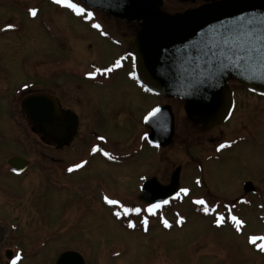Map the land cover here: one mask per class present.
Listing matches in <instances>:
<instances>
[{
	"label": "flooded vegetation",
	"instance_id": "flooded-vegetation-1",
	"mask_svg": "<svg viewBox=\"0 0 264 264\" xmlns=\"http://www.w3.org/2000/svg\"><path fill=\"white\" fill-rule=\"evenodd\" d=\"M161 1V10L168 14L183 13L203 3L201 0H181V5L189 2L196 6L192 8H183V6H181L180 9H177L175 7L168 8L167 0ZM47 2L53 7L60 6L50 0ZM72 2L77 3L73 0ZM62 8H64V6H62ZM93 13H99L100 15L92 16L91 20L81 16L74 17L77 19L78 23L83 26H81V28L90 31L91 35L87 36L86 32L79 33L80 37L75 38L76 42H74V44L70 42L68 46L65 47V52L67 51L69 53H74V47L78 48L76 51H79L83 59L89 61L88 63L71 64L70 62L68 65L65 64L50 68L46 75L40 74V71L34 66L33 73H27V79L29 80L27 88L24 87L26 84L25 80H21L15 85V83H12L10 79L6 77L5 74L8 70H10L11 73L12 68H16L14 64H8L9 62L4 64L0 63V99H3L4 102V104L0 103L3 109V111L0 112V264H12L17 255H19L20 259L16 261V264H88V261L92 259L91 257L96 254V249L94 251L91 250V252L88 246L90 243L93 246L95 245L94 247H97V242L94 243L92 239L91 242L88 243L87 231L86 228H84V224H82L81 219L83 218V214L81 212L86 211L84 206L80 209H76V207L65 208L61 214L57 215V223L49 224L35 222L37 219L40 220L41 217L45 218L48 215H45V207L39 206L41 200L47 201L48 199L45 198L42 191H33L34 187L32 184L35 183L37 186V183H39L37 180L39 175H45L47 177L46 185L49 187L66 190L65 195H70L71 193L69 190L71 189V184L79 181V187L86 188L93 194V198H96L95 203H97L98 207L91 210L100 211L105 208L110 218L114 222L119 223L123 230L129 232L139 231L142 234H147L155 222H158L156 225L161 231L167 232L168 229L162 224L161 217L166 215L169 210H173L171 209L172 207L168 208L171 206L170 204L173 202L180 203L185 197V195L180 192V181L183 172L182 167L178 166L174 168L169 173L167 180L162 182L158 176L148 175L151 169V162H149L148 159L151 160V158L147 156V161L144 163L141 162L142 156L144 159L146 158V155H144V149H146V147L158 152H155L156 155L163 150V148H156L148 143L147 137L151 134V129L145 124L146 116L154 108H159L162 112L164 107L168 106L171 108V105H169L168 99L151 95L141 86L136 76L133 78L132 74L135 75V58L132 47L138 27L133 23L121 22L98 11H93ZM102 19L110 23L112 27L115 26L118 31L120 30V32L115 31L116 37L109 31L110 26L107 22L105 23ZM96 23L101 25V29L92 27V25ZM7 25H14V27L4 30ZM102 32L107 35H102ZM3 34L13 35L8 38L6 37L7 41L5 47L0 50V61L4 58L5 49L8 51L20 49L11 47V43L15 41L14 39H16L17 42L22 41L24 37L23 22L15 18L14 20H7L0 23V36ZM1 39L5 38L2 37ZM99 43L107 44V50L109 48H111L110 50H115V55L112 58H108L105 62H99L103 59V54H108L107 50L95 54L94 46ZM88 55L89 57L87 58ZM6 60L8 61V59ZM117 60L121 61V66L115 68L113 66ZM96 67H113V71L107 75L97 74L94 79L89 78L86 73L94 71ZM21 69L20 75H24V71H21ZM56 74L60 75L59 78L64 79L65 85L63 91H60L62 89L55 85V79L57 78ZM31 76L35 78V82H30L29 78ZM41 77L46 78V80L48 79V83H50L48 88H43L41 90L38 87ZM118 78L129 84L136 94L140 96L133 106L137 113L133 110L132 116L123 114L125 112L124 108V112H121L119 109L121 104L117 106L115 102L106 101L104 106L108 108L107 114L109 116L108 118H111V120H116L115 116L117 115H123L122 119H117L115 121L118 126L115 127V132L129 128L125 126L123 120L129 125H133L131 126L134 130L132 133L134 134V138L132 137L133 141L124 146L109 141V138H107L103 132L96 131L92 126L88 125L91 119H97L100 116L101 103L97 99V92L101 91L99 92V96H105V94L110 95L113 86L116 84V79ZM228 86L233 96V108L229 118L225 122L209 128H202L193 122H189L194 129L201 132H217L209 139L211 154H209V156L199 155L203 157H201L202 159L198 156L194 157L198 161L194 164L196 175H194L192 179L193 185L197 190L204 188L205 185L203 181L205 162L213 163V165L223 164L224 169H226L225 175L227 176L229 171L227 170V165L230 164L232 160L230 158L231 152L236 150L239 145H245L246 142H249L252 132L255 133L256 131L254 124L250 127L244 125L242 119L238 121L237 118V120L234 121L236 113L240 111V108H243V105L239 106L240 101L238 95L242 93V95H246L260 105L264 102V97L247 91L237 82H229ZM68 88H72L73 90H67ZM34 95H45L56 100L59 118L58 120H54V122L56 121L58 124L60 123V125L66 127L65 134L69 135L64 142L47 134L39 125H33L28 120L23 107L24 100ZM125 103L131 107L129 99H125ZM261 107L264 108L263 105H261ZM242 111H244V108ZM171 112L173 113L172 108ZM259 117L264 122V117L262 115ZM231 124V127L235 129L240 128L241 130L236 132H232V128L226 130V127ZM223 128H225L226 131H224ZM79 133H82L83 138L79 142H76ZM27 134L38 138L39 141L43 143V146L47 147V154L41 153L39 148L33 146V144L26 149L24 137ZM198 134L200 137L202 136L200 132H198ZM101 136L105 137V139L100 140L99 137ZM174 136L175 117L173 128V137ZM263 141L264 138L262 137L260 141L261 145L264 143ZM220 144H230V146L217 151ZM93 145L109 151L116 159L109 160L99 152L92 154L91 147ZM199 145L202 146L201 140ZM142 150L144 152H142ZM225 158L226 160H224ZM235 159L234 157L233 160ZM83 160L88 161V164L83 168L77 169L71 173L67 171L68 167L80 163ZM95 162L108 166L107 169H111L114 175L115 167L117 166L124 167L130 164L141 163H143L141 165H145L147 170L138 175V193L135 195V193L129 192L131 193V197L134 195L136 196L137 203L131 204L123 202L121 201L123 198L116 196V194L108 196L109 198L120 200L122 203H125L126 206L135 205L141 207L142 211L139 215L133 213L130 216H125L120 207H110V205L106 204L103 200L105 196L102 194L103 191L98 194L93 192L92 188L96 184L87 177L86 172ZM111 166L114 168L112 169ZM177 169H179V189L177 194L172 199L167 200L169 203L157 209L155 213L147 212L149 204L139 201L142 185L147 181H151L154 184L153 187L156 189L166 187L169 185L171 177ZM197 180L200 181L199 184L196 183ZM248 184L250 187L246 189V185ZM259 184L264 185V176L261 174L253 180L252 178H247L246 181H242L239 188L241 192H239V195L234 199L235 203L226 199L224 200L223 198H216L220 201L211 203L209 197H213V194H208L209 197L206 195H196L192 198L193 213L201 216L214 215H205L202 211V207L193 203L196 198H204L209 205L214 206L220 204L221 208L218 211H224V206H228L233 209L234 215L240 216L243 209H250L253 210L252 213L255 215L263 216L264 187L261 188ZM148 197L151 199L153 195L150 193ZM64 199L70 200L68 196H65ZM34 203H36V205H34ZM100 205L103 207H100ZM239 206L240 209L238 208ZM115 211H121V218H116L113 215ZM172 213L177 214V210L174 209ZM145 218L148 219L147 231H145V227L142 223ZM129 220L134 223L138 221V223H135V228L128 227ZM226 222L228 225L223 223L221 226H231L230 219H227ZM162 228L164 230H162ZM73 232H78L76 236L78 239L75 237V241L73 240L71 242L70 239ZM259 236H264V234L262 233ZM77 241L79 243H77ZM245 243L249 248L254 250L256 254L263 253L258 247L254 246L250 240L245 241ZM257 244H264V241H257ZM90 248H92V246Z\"/></svg>",
	"mask_w": 264,
	"mask_h": 264
},
{
	"label": "rangeland",
	"instance_id": "rangeland-1",
	"mask_svg": "<svg viewBox=\"0 0 264 264\" xmlns=\"http://www.w3.org/2000/svg\"><path fill=\"white\" fill-rule=\"evenodd\" d=\"M47 1L0 0V23L14 20L15 18L23 22L24 37L22 41L17 42L14 39L15 41L11 43L15 45H11V47L20 49L12 51L5 49L4 58L0 61L1 64L9 62L8 64L16 66V68H12L11 73L8 70L5 74L15 85L21 80H25V83L28 84L27 73H33L34 66L37 67L40 74L46 75L50 68L68 65L70 62L71 64H86L89 62L83 59L79 51H76V49L78 50L76 47H74V53L65 52V47L68 46V43L74 44L76 42L75 38L80 37L79 33L86 32L87 36L91 35L90 31L81 28L82 25L74 18L79 17V15H76L66 7L62 8V5L53 7ZM50 1L54 2V0ZM180 1L167 0L168 8L175 7L180 9L181 6L183 8L196 6L189 2L181 5ZM31 9L37 10L35 17L30 14ZM86 12L91 11L86 10ZM91 13L93 16L100 15L99 13ZM102 21L107 22L104 19ZM107 24L110 26L109 31L116 37L115 31L120 32V30L118 31L115 26L112 27L108 22ZM11 35L13 34L0 36V50L5 47L7 38ZM2 37L5 39H1ZM110 49L107 50V44L105 43H99L94 46L95 54L106 50L108 53L103 54V59L99 62H105L108 58H112L115 55V50ZM20 69L24 71V75H20ZM56 75L55 85L62 89L60 91H63L64 79L59 78L60 75ZM29 79L30 82H35V78L32 76ZM38 85L42 90L43 88H48L50 83H48V79L41 77ZM67 90L72 91L73 89L68 88ZM99 92L101 91L97 92V99L101 103L100 116L97 119H91L88 125L92 126L96 131L103 132L111 142L119 143L121 146L131 143L133 141L132 137L134 138V134H132L134 130L131 127L133 125H129L123 120L125 126L129 128L115 132V127H118L115 121L122 119L123 115H117L115 116L116 120H111V118H108V108L104 106L106 101L115 102L117 106L121 104L119 107L121 112H124L125 109L123 114L132 116L133 110H135L133 108L134 103L140 96L136 94L129 84L119 78L116 79V84L113 86L110 95L99 96ZM125 99H129L131 107L126 105ZM238 99L240 101L239 106L243 105L244 111H242L243 108H240L242 112L238 111L236 113L234 121L238 118V121L242 119L246 126L251 127L254 124L256 131L255 133L252 132L249 142H246L245 145H239L236 150L231 152V156L229 155L232 160L227 165V170H229L227 176L225 175L226 169H224L223 164L213 165V163L205 162L203 180L205 185L200 190H197L193 185L192 178L196 175L194 164L198 161L194 157L198 156L201 158L202 156L199 155L209 156L211 154L209 139L217 132H201L194 129L189 123L191 121L186 118L180 101L168 99L175 117V136L171 144L163 148L158 155L155 154L156 151L154 149L146 147L144 151L147 154L142 150L146 158L144 159L142 156L141 161L144 163L148 158H151V160L148 159L151 162V169L148 175L158 176L162 182L167 180L169 173L174 168L180 166L183 169L180 185L181 188L190 189V193L187 196L185 195L180 203L173 202L168 207H172L171 209L173 210L176 209L177 214L172 213L173 210H169L166 215L161 217L162 220L167 219L172 225L171 228H167V232L161 231L157 227L156 223L158 222L153 223L147 234H142L139 231L129 232L123 230L119 223L114 222L110 218L106 212L107 209L104 208L100 211L91 210L98 207L97 203H95L96 198H93V194L86 188L79 187V181L73 182L69 190L71 194L65 195L66 190L46 185L47 177L45 175H39L37 179L39 181L37 183L38 187L35 183L32 186L34 187L33 191H42L45 198L48 199L47 201L41 200L39 203V206L45 207V215H48L45 218L41 217L40 220L37 219L35 222L57 223V215L61 214L65 208L76 207V209H80L84 206L86 211L81 212L83 214L81 220L87 231V241L89 243L93 239L94 243L97 242V247L89 243L90 251L96 249V254L93 256L94 258L91 257L92 259L88 261V264H264V252L256 254L245 243L252 236L264 234V212L263 216H258L252 213L253 210L243 209L240 216H236L244 224L241 231H236L232 222L229 227H217L214 224V215L201 216L194 214L192 210V198L196 195L208 196V194H213V197L208 196L211 203L220 201L216 198H223L235 203L234 199L241 192L239 188L242 181H246L247 178H252L253 180L260 174L264 176V143L260 144L261 138H264V122L259 117L260 115L264 117V108L261 107V105L264 106V102L260 105L246 95H242V93H239ZM0 103L4 104L3 99H0ZM2 111L3 109L0 105V112ZM135 112L137 113L136 110ZM231 126L232 124L228 125L226 130L231 128L232 132L241 130ZM223 130L226 131L225 128ZM196 131L200 132L202 136L200 137ZM82 138V133H79L76 142H79ZM200 140L202 146L199 145ZM24 144L26 149L33 144V146L39 148L41 153L47 154V147L43 146V143L36 137L25 135ZM234 157L236 158L235 160H233ZM141 164H130L124 167L117 166L115 167L114 175L111 169H107L108 166L95 162L86 173L87 177L96 184L92 188L94 193L98 194L103 191L102 194L107 196L116 194V196L123 198L121 201L135 204L137 203L135 195L138 193V175L147 170L145 165ZM111 168L113 169L114 167L111 166ZM259 185L261 188L264 187L263 184ZM129 192L135 193V195L131 197ZM65 196H68L70 200H65ZM123 204L126 205L125 203ZM100 207L103 206L100 205ZM238 208L240 209V206ZM180 216L184 217L183 224L177 223ZM136 222L138 223V221ZM224 223L228 225L226 221ZM162 230L164 229L162 228ZM77 233L73 232L70 239L71 242L75 241ZM77 243L79 242L77 241ZM91 246L92 248H90Z\"/></svg>",
	"mask_w": 264,
	"mask_h": 264
},
{
	"label": "water",
	"instance_id": "water-1",
	"mask_svg": "<svg viewBox=\"0 0 264 264\" xmlns=\"http://www.w3.org/2000/svg\"><path fill=\"white\" fill-rule=\"evenodd\" d=\"M76 1L138 27L132 47L137 80L154 96L179 100L186 118L200 127L219 125L230 116L231 81L264 97V66L232 61L224 68L217 59L223 47L219 37L225 29L239 28L249 20L257 27L264 26V0H201L199 7L173 15L161 11V0ZM23 107L31 124L39 125L61 142L68 138L66 127L54 122L59 118L56 100L34 95L24 100ZM145 124L151 129L147 137L150 145L165 148L171 144L174 117L170 107L162 112L160 109L155 118H145ZM153 186L151 181L143 184L140 202L171 199L179 188V169L168 186ZM249 187L246 185V189Z\"/></svg>",
	"mask_w": 264,
	"mask_h": 264
},
{
	"label": "snow or ice",
	"instance_id": "snow-or-ice-1",
	"mask_svg": "<svg viewBox=\"0 0 264 264\" xmlns=\"http://www.w3.org/2000/svg\"><path fill=\"white\" fill-rule=\"evenodd\" d=\"M54 3L70 9L76 15H79L85 19H89V20L92 19L93 14L91 12H86L84 7L80 6L79 3L72 2V0H54ZM30 14L33 17H35L37 15V10L31 9ZM13 27L14 25H7L5 26L4 30ZM92 27L96 29H101V25L98 23L93 24ZM234 33H240V35L236 36L234 35ZM102 35H107V34L102 32ZM219 39L223 47H221L220 53L217 54V59L220 61L222 67L227 68L228 67L227 62H232V61H235L240 64H244L245 62H256L259 65L264 66V26L257 27L254 21L249 20L245 25H242L239 28L225 29L224 33L219 37ZM221 57H223V59H221ZM120 66H121V61L117 60L113 67L118 68ZM113 67H106V68L96 67L94 68V71H90L86 73V75L89 78L94 79L97 74L107 75L108 73H111L113 71ZM132 75L133 78H135V75L134 74ZM24 87L27 88L28 85L25 84ZM159 112H160L159 108L152 109V111L149 112L146 119L150 120L152 118H155ZM99 139L104 140L105 137L101 136L99 137ZM229 146L230 144H220L217 151H220L221 149H224L225 147H229ZM97 152L101 153L104 157L108 158L109 160L116 159V157L110 154L109 151L105 150L102 147L93 145L91 147V153L96 154ZM87 164L88 161L83 160L80 163L68 167L67 171L71 173L77 169L83 168ZM196 183L199 184L200 181L197 180ZM180 192L187 196L190 193V189L181 188ZM103 200L106 202L107 205L120 207L123 210V214L125 216H130L133 213L139 215L142 211L141 207L135 205L126 206L120 200L109 198L107 195L103 197ZM168 203L169 201L167 200H164L161 203H151L147 208V212L155 213L157 209H160L163 205H166ZM193 203L201 206L202 211L205 215L214 214V223L217 225V227H220L227 219H230V221L235 225L236 231H241L244 222L233 214V209L231 207L224 206V211H218L221 208L220 204H216L214 206L209 205L204 198H196L194 199ZM113 215L116 218H121L122 213L121 211H115ZM142 223L145 227V231H147L148 219L147 218L143 219ZM162 223L165 228L172 227V225L169 223L167 219H163ZM177 223L183 224L184 217L180 216L179 219L177 220ZM128 227L135 228L136 224L131 220H129ZM257 241H264V236L250 237V242L254 246L258 247L260 251L264 252V244H257ZM19 259L20 257L19 255H17L16 259L13 260L12 264H16V261Z\"/></svg>",
	"mask_w": 264,
	"mask_h": 264
}]
</instances>
